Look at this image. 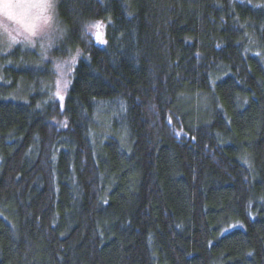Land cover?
Returning a JSON list of instances; mask_svg holds the SVG:
<instances>
[{
	"label": "trees",
	"instance_id": "trees-1",
	"mask_svg": "<svg viewBox=\"0 0 264 264\" xmlns=\"http://www.w3.org/2000/svg\"><path fill=\"white\" fill-rule=\"evenodd\" d=\"M51 3L0 57V264H264V0Z\"/></svg>",
	"mask_w": 264,
	"mask_h": 264
},
{
	"label": "rangeland",
	"instance_id": "rangeland-1",
	"mask_svg": "<svg viewBox=\"0 0 264 264\" xmlns=\"http://www.w3.org/2000/svg\"><path fill=\"white\" fill-rule=\"evenodd\" d=\"M31 0H20V3L27 5ZM51 2V0H50ZM19 15L17 18H9L2 11H0V57L7 56L15 47L23 46V48L29 46V42L32 43L33 40L39 38L44 39V34L48 33V25H44L42 21L35 19V13L38 11L36 9H31L28 7H22L17 10ZM52 9L48 10L46 13L49 16H52ZM29 25H35L31 28V32H34V35H31L27 30ZM50 26V25H49ZM51 27V26H50ZM47 30V31H46ZM97 28L94 29L93 35L97 37ZM41 36V37H40ZM55 36L54 29H50L48 37ZM100 37V32H99ZM38 49L41 50V45L38 44ZM39 53H42L38 51ZM10 59L9 55L7 56ZM7 59V60H8ZM10 61H6V65L9 66ZM68 65H63L60 67L61 70H66ZM15 67V66H14ZM36 73L35 78H38V72ZM55 77L57 78L58 72L56 70ZM42 78V83L37 85V88L40 90L39 93L42 96H46L47 100H50L53 92L54 85L50 81H46L44 76L40 74ZM60 86H56L57 89L54 91V96L56 98L61 99L64 95V91L67 87L65 81L60 82ZM17 93H15L13 100H21L22 96L20 95V91L23 89H17ZM19 93V94H18ZM44 101V100H42ZM47 102V101H46ZM123 117V107L119 102H104L103 104H99L97 110L93 117L94 122V132L92 133L95 141H102L105 136H110L113 134L114 126L118 125ZM126 134H122L119 137L120 142H125Z\"/></svg>",
	"mask_w": 264,
	"mask_h": 264
},
{
	"label": "snow or ice",
	"instance_id": "snow-or-ice-1",
	"mask_svg": "<svg viewBox=\"0 0 264 264\" xmlns=\"http://www.w3.org/2000/svg\"><path fill=\"white\" fill-rule=\"evenodd\" d=\"M22 7L38 10L35 13V19L42 21L44 25H47L51 20V16L47 15L46 13L48 10L52 9L54 5L50 2V0H31V2L27 5L20 3V0H0V11H2L9 18H17L19 15L17 10ZM34 26L35 25H29L27 28L31 35L35 34L34 32H31V28ZM94 27L99 30L102 25L98 22L96 25H94ZM97 38H99V31H97Z\"/></svg>",
	"mask_w": 264,
	"mask_h": 264
}]
</instances>
